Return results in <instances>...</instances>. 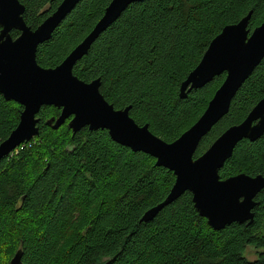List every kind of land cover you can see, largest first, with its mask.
Instances as JSON below:
<instances>
[{"label": "trees", "instance_id": "trees-1", "mask_svg": "<svg viewBox=\"0 0 264 264\" xmlns=\"http://www.w3.org/2000/svg\"><path fill=\"white\" fill-rule=\"evenodd\" d=\"M62 0H19L27 26L36 28ZM111 0H80L36 61L55 67L90 32ZM252 11L248 29L264 20V0H143L133 2L91 44L73 73L115 108L130 106L138 124L166 142L187 130L205 110L225 74L179 96L210 40ZM13 30L11 35L17 36ZM264 97V58L231 100L229 111L200 141L195 156L229 126L240 123ZM44 106L30 140L0 160V264L21 249L23 264H264V189L254 220L213 230L184 192L151 219L175 177L155 159L112 141L106 130L73 133L68 121ZM22 107L0 95V142L16 127ZM56 111L59 112L57 108ZM54 121H52V124ZM67 124V125H66ZM264 175V134L240 141L219 170L222 179ZM77 213L75 215V213ZM261 249L249 260L247 247Z\"/></svg>", "mask_w": 264, "mask_h": 264}, {"label": "water", "instance_id": "water-1", "mask_svg": "<svg viewBox=\"0 0 264 264\" xmlns=\"http://www.w3.org/2000/svg\"><path fill=\"white\" fill-rule=\"evenodd\" d=\"M111 0L90 32L55 67H42L36 61L40 44L49 40L62 20L80 0H62L36 28L23 19L25 7L19 0H0V95L18 103L22 109L16 127L0 142V160L21 143L38 134L37 114L44 106L60 109L59 116L48 121L56 129L66 120L73 133L88 128L106 130L110 139L133 152L155 159V165L171 171L175 177L165 199L147 210L142 221L151 219L164 206L184 192L198 214L216 231L233 223L250 224L254 220L255 197L264 189V175L239 173L222 179L219 170L242 140L254 141L264 134V97L238 124L226 128L200 155L196 149L212 128L227 114L236 92L264 58V20L248 29L252 11L238 22L225 25L214 36L200 61L179 87V96L225 74L200 117L172 142L154 135L147 124L138 125L129 115L130 106L115 108L100 92V79H79L73 68L103 33L133 2ZM19 35L12 38L11 30ZM52 121L54 123L52 124ZM8 264H23L18 249Z\"/></svg>", "mask_w": 264, "mask_h": 264}, {"label": "rangeland", "instance_id": "rangeland-1", "mask_svg": "<svg viewBox=\"0 0 264 264\" xmlns=\"http://www.w3.org/2000/svg\"><path fill=\"white\" fill-rule=\"evenodd\" d=\"M15 103H16V102H15ZM17 104H18V103H17ZM47 107H51V109L48 108V110H49L51 113H53V114H57V115H58V113H60V109H59V108H57V109L59 110V112H58V111H56V109H54V108H56V107H54V106H47ZM58 116H59V115H58ZM63 125H64V123L61 124L58 128H56V129L52 128L51 130H57V129H59V128H60L61 126H63ZM66 125H67V124H66ZM67 127H68V126H67ZM68 128H69V127H68ZM69 129H70V128H69ZM36 144H37V136L33 137V138L30 140L29 144H27L26 146H27L28 148H32V147H35ZM77 213H79V212L76 211L75 215H76ZM260 250H261V249H257V248H254V247L249 246V247L246 248V250H245V252H244V255H245V257H246L247 259H249V260H254V259L257 258V252L260 251ZM58 264H61V263L59 262Z\"/></svg>", "mask_w": 264, "mask_h": 264}, {"label": "built area", "instance_id": "built-area-1", "mask_svg": "<svg viewBox=\"0 0 264 264\" xmlns=\"http://www.w3.org/2000/svg\"><path fill=\"white\" fill-rule=\"evenodd\" d=\"M25 143H26V142L21 143V144L15 149V151L18 152V150H19L20 148H22V147L25 146ZM9 154H10V153H9Z\"/></svg>", "mask_w": 264, "mask_h": 264}, {"label": "flooded vegetation", "instance_id": "flooded-vegetation-1", "mask_svg": "<svg viewBox=\"0 0 264 264\" xmlns=\"http://www.w3.org/2000/svg\"><path fill=\"white\" fill-rule=\"evenodd\" d=\"M14 30V29H13ZM13 30H11L10 31V35H11V32H13ZM17 31V30H16ZM18 32V31H17ZM19 35V32H18V34H17V36ZM17 36H15V37H13L12 35H11V37L14 39V38H16Z\"/></svg>", "mask_w": 264, "mask_h": 264}]
</instances>
